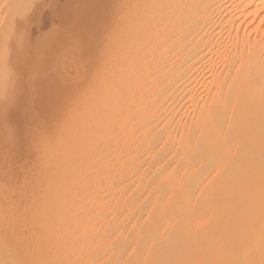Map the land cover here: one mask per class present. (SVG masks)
I'll use <instances>...</instances> for the list:
<instances>
[{"label":"bare ground","instance_id":"1","mask_svg":"<svg viewBox=\"0 0 264 264\" xmlns=\"http://www.w3.org/2000/svg\"><path fill=\"white\" fill-rule=\"evenodd\" d=\"M40 3L0 0L6 103L25 88ZM111 10V34L104 18L71 34L93 66L105 61L104 73L88 67L105 75L91 112L76 125L66 117L69 129L86 122L49 138L33 119L25 127L47 139L34 148L46 151L45 179L62 182L32 184L38 163L29 179L0 108V161L16 153L23 168H0V264H264V0H116ZM13 209L38 211L13 223Z\"/></svg>","mask_w":264,"mask_h":264},{"label":"rangeland","instance_id":"2","mask_svg":"<svg viewBox=\"0 0 264 264\" xmlns=\"http://www.w3.org/2000/svg\"><path fill=\"white\" fill-rule=\"evenodd\" d=\"M115 1L116 0H41V3L39 5L37 4V6H36V9L39 12L37 13V18L34 21V23H35L36 27H39V30L38 29L37 30L40 32L39 34H37V36L39 35L38 36L39 39H37L38 44L36 43V40L35 39L34 40H35V43L38 45V48H36V49L34 48L35 50H32L33 52H30V54H29L32 56L33 54H31V53L35 52L34 53L35 56L30 59V63L26 67L23 68L25 76H23V78L20 75L18 76V79H23L22 81L25 83V86L23 85L22 87L23 88L25 87V88L21 92V96L19 94H17L20 96L19 98L15 96L18 100L15 98L17 101L12 102V104H11V100L12 101L15 100V99H13L14 97L10 98L11 99L10 102L7 101V99L9 100V98L5 97L6 101L9 103L4 102V100H2V98H0L1 99V102H0L1 105H3L2 101L4 104L6 103L4 105L5 109H2L4 107L0 105V108L2 107L1 110L2 111L4 110V114H5V110L7 111V109H8V113H9V117L7 118V112H6V115H3V112L0 111L1 112L0 114H2L5 118H7V120L9 119L8 120L9 122H8V121H6L5 118H3L1 116L2 118L0 117L1 118L0 124H2V122L4 121L2 119H5L7 124H6V122L5 123L3 122L4 124H2V126L8 125V124L11 126V127L5 126V128H7L9 130L8 132H10V133H11L10 130L13 131L11 134H14V135H12L14 137L11 139L14 140V142L17 144V146L19 145L18 148L20 149V151L19 152L17 151V156H19V158L21 157V160H18V159L17 160L20 163H23V164H21V166H23L25 163L26 167L24 166V171H25L26 175H28L29 179L33 178V180H34L35 178H37V179H35V183L32 180L33 181L32 184L36 185V180H39L38 178L41 176V178H40L41 182L37 181L40 183H38L36 185V187L40 186L39 184L43 185L42 182L45 183V185H48V184L50 185V181L53 179L52 177H54L50 173V175L52 177L48 176V178L51 177V180H49L48 178L45 179V177H47L46 175H48V174H46V173L42 174L43 173L42 171H45V169H44L45 166L47 167V165H48V163H47L48 160L47 161L45 160V162H44V160L42 159L45 156L46 151L42 152V154H43L42 158L41 157L38 158L37 157L38 156L37 155L38 149L36 150L34 148L38 147L39 144L41 145V143H43L47 139L43 140V142H42V140H40L41 135L38 134L37 132H39V130L41 129L42 134L45 133V135L48 138L52 137L55 134L61 135V133H64V131L66 132V130L68 132V129L70 127L66 124L67 123L66 122L67 116H68L67 121L68 122L70 121L71 125L75 124V123H72V122H74L73 119L76 122V120L80 119L79 117H81L82 120L84 121L85 117H82V116L85 112L88 115L87 112H89L91 110L90 108L94 105V104L92 105V102L95 103L94 99H96V98H94V94H95L96 90H98V87L100 85H102L99 82L100 81L98 79L99 77L98 76L96 77V74L100 75L101 73L105 72V69H104V67H105L104 62L105 61H103V59L102 60L100 59L101 61H99V63L100 62H102V63L99 65L97 63L98 61L95 60L94 64L96 66H93V64L90 63V58L91 57L94 58V54H93V56L90 55L88 49H87L88 52L83 51L85 48L84 46H81V45L77 46V44L74 43V40H76L77 43H81L80 39L78 38V35L71 36V34L76 33V29H80V28L81 29L86 28L89 32V27L92 24H93L92 26L94 27V25L98 21L99 22L103 21V18L105 20V29L107 28L108 33L111 34L112 31L114 32L113 29H110V31L108 29L111 26H114L113 22L116 21V19H118L117 16H116L117 17L116 18L115 15H113V12H114V14L116 12V10L113 11L115 9L114 6H113L114 9L111 10L112 3H114ZM115 5H117V4H115ZM111 11H113V12H111ZM113 17L116 18L114 21H112L114 19ZM72 22H74V24ZM114 24H116V23H114ZM117 25H115L114 27H111V28H114L116 30V29H118V28H115V27H117ZM105 33H107V32H105ZM106 37H108V35L105 34V38ZM78 39H79V41H78ZM106 40H108V39H106ZM98 41H99V39H98ZM29 42L31 43L32 41H29ZM99 42H101V40ZM32 43H34V41ZM31 45H30V47H31ZM33 46H34V44H33ZM31 49H33V47ZM31 49L29 48V50H31ZM36 50H37V52H36ZM31 56H29V57H31ZM89 56H90V58H89ZM91 62H94V60H92ZM89 64L92 65L94 67V69L96 68L95 72L98 71L101 73L97 72L95 74H91L94 72V70L92 72H89V70L91 71V68L89 69L88 67H92ZM98 66L100 68H102L101 70L104 69L103 70L104 72L97 70ZM101 66H103V67H101ZM93 67H92V69H93ZM48 71L50 72L51 75H52V73L54 75L53 76L54 77V83H52V85L49 87H47L45 85V77H46V75L48 76V74H46V73H48ZM87 74H89L88 76H90V74H91V76L92 75L93 76L88 78ZM94 75L96 78H94ZM100 76L105 77L104 74L100 75ZM55 77H56L57 81L55 80ZM85 77H87V79ZM91 78H93L95 80L97 79L99 83L96 82L95 80L91 81ZM102 79L104 80V78L101 77V80ZM92 82H96L97 85L98 84H100V85L97 86L96 84L93 83L94 85H96L97 88L96 87L92 88ZM36 83H38V86L35 87ZM46 88H48V89H46ZM49 88H52V89L50 90ZM98 92H99V90H98ZM97 94L98 93L96 92V96H97ZM90 103L92 106L89 105ZM7 104H9V105L11 104L10 110H9ZM6 106H7V109H6ZM87 108H89V109H87ZM86 109L89 111H87ZM64 115H66V116H64ZM87 115H86V118H87ZM71 117H72V119H70ZM75 118H77V119H75ZM30 119L35 120L36 121L35 124L37 126L34 123L32 125H30L31 124ZM81 121L80 120L77 121V123L80 124V127L83 123L86 122V120L82 124H81ZM63 122H64V124H63ZM26 124L28 126H34L35 125L34 127H37V129L35 128L36 129L35 131H37V130L38 131L35 132L34 130H32V129H34L33 127L26 129L25 128L27 126ZM78 124H77V126H78ZM64 125H67V126L65 127ZM75 125H73V126H75ZM73 126H71L72 127L71 129H69L70 131L73 128L75 129V127H77V126H75V127H73ZM30 129H31V132H30ZM2 130H5V129L2 127ZM32 131H34V132H32ZM1 132H3V131H1ZM8 132H6V133L8 134ZM29 132L32 134L35 133V138L33 137L34 141L31 139L32 137H30V141H26L27 138L29 139V136H28ZM0 134L1 135L3 134L4 137L6 136V134H4V133H0ZM65 134H62L63 137ZM8 136H10V135L8 134L7 137ZM42 136H43V138H45L44 135H42ZM65 138L66 137H64V139ZM8 139H7V141H8ZM46 142H44V144ZM6 144H8V143H6ZM44 144L42 145V147L40 145L39 146L41 148H43V147H45ZM46 145H47L46 146L47 148H50V146H51V145L48 146L49 145L48 143ZM44 149H46V148H44ZM35 150H36V152H35ZM39 151H40V149H39ZM15 152L16 151H14V153ZM34 152L36 153L37 156L34 155L35 154ZM7 154L9 155V152ZM11 154L12 155L7 156L8 158H6V160H4L5 158H2L3 161L1 160L2 163H0V168H1V164H4V165H2V167H4V166L6 167V164H11L10 166L9 165L7 166L8 168L4 167L5 171H6V169H7V171H10V169H11L10 167H12V166H13L12 169L14 171L15 170L17 171V168L19 166V164L17 166V164L15 163L16 160H13L11 157V156H15L16 153H15V155L13 153H11ZM42 154H40V155H42ZM17 156H16V158H18ZM36 158H38L40 161L42 160V164H40L41 162L38 161V159L36 160ZM45 158L46 157H44V159ZM14 159H15V157H14ZM7 160L8 161L11 160V161L8 162ZM4 162H6V163H4ZM12 162L16 164L17 168L14 167V165H12L13 164ZM37 163L39 165H41L40 168H36V167H39V165ZM43 163H47V164L45 165ZM34 165H36V167ZM42 165H44V168ZM21 166H19L20 170L22 168ZM31 167L36 168V170H35V168L33 170L35 175L32 172ZM41 169H43V170H41ZM13 170L10 172H14ZM20 170H19V173H21L23 175V176H21V178L25 179L26 182L21 180L24 183H21V181H19L20 182V184H19L17 182L21 178L18 180L16 178H13L14 180H16L15 181L16 185L19 184L18 187L24 186V184L27 183V181L29 180L28 178H26L27 176L26 177L24 176L25 173H22L23 170H21L22 172ZM28 170L31 171L32 173L29 172ZM2 171H4V170H2ZM39 172L41 173V175ZM19 173L17 172L15 174V177ZM29 173H30V175H29ZM36 174L38 176H36ZM32 175H34V177L35 176L36 177L30 178L29 176H32ZM18 176L20 177V175H17V177ZM42 178H44L46 180V182H47V180H49V183L46 184V182H44ZM55 178H56V175H55ZM55 178L53 179V182L55 181ZM57 179L59 180L61 178L57 177ZM57 179H56V182H57ZM56 182L52 183V181H51V184H53L52 186L55 187ZM59 182H62V180L61 181L59 180L58 183ZM28 183H30V180ZM46 187L47 186H44V187L41 186V188H44V189ZM41 191L44 192L43 189H41ZM15 197H16V195H14V198H13L14 201L17 200V199H15ZM40 201L41 200H39V202ZM16 210H17V212H16ZM16 210L15 209L12 210V214H11L12 219L15 216V214L13 215V213H15V212L17 214L18 213H21V214L24 213V214L23 215L18 214L14 217V219L19 218V220H20V218L22 219L21 216H24L25 218H23L21 220V221H23L24 219H26V217H28L29 213L25 212V209L20 210L21 212L18 211L19 209H16ZM36 210L26 209V211H30V212H33V211L36 212ZM35 212H34V214H35ZM12 215H13V217H12ZM33 215L31 213L29 214V216H33ZM17 216H19V217H17ZM12 219H11V222H13V223L19 221L17 219H15V221L13 219V221H12ZM21 221L18 223H21Z\"/></svg>","mask_w":264,"mask_h":264}]
</instances>
